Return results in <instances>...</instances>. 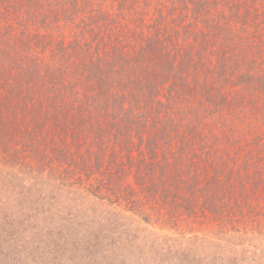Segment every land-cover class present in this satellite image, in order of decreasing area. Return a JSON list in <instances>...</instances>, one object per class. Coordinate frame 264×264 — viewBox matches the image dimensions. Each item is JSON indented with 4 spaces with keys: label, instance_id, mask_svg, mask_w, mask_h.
Masks as SVG:
<instances>
[{
    "label": "trees",
    "instance_id": "obj_1",
    "mask_svg": "<svg viewBox=\"0 0 264 264\" xmlns=\"http://www.w3.org/2000/svg\"><path fill=\"white\" fill-rule=\"evenodd\" d=\"M228 121L244 124L220 127ZM260 128L264 0H0L4 163L42 174L70 163L89 176L109 143L128 157L144 142L146 183L166 189L171 172L187 187L160 144L175 140L180 156L193 140L235 143Z\"/></svg>",
    "mask_w": 264,
    "mask_h": 264
},
{
    "label": "rangeland",
    "instance_id": "obj_2",
    "mask_svg": "<svg viewBox=\"0 0 264 264\" xmlns=\"http://www.w3.org/2000/svg\"><path fill=\"white\" fill-rule=\"evenodd\" d=\"M259 132L263 137L245 134L235 143L206 136L180 156L175 140L160 144L170 170L194 181L187 187L172 182L171 172L166 189L146 183L144 142L130 159L109 143L100 172L89 176L70 163L42 174L0 159V264H264V128ZM214 164H221L215 173Z\"/></svg>",
    "mask_w": 264,
    "mask_h": 264
}]
</instances>
